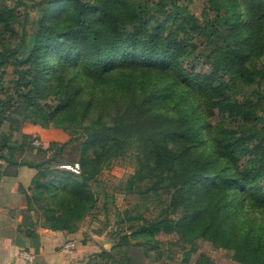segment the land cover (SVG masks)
<instances>
[{
	"label": "trees",
	"instance_id": "trees-1",
	"mask_svg": "<svg viewBox=\"0 0 264 264\" xmlns=\"http://www.w3.org/2000/svg\"><path fill=\"white\" fill-rule=\"evenodd\" d=\"M128 1L132 7L137 5L135 11L138 16L132 30L128 28L130 14L123 10ZM253 1L216 3V10L222 13L221 17L218 16L222 30L215 34L213 28L193 15L180 17L177 0H101L100 7L95 6L97 2L83 0H39L27 6V10L40 9L37 29L29 35L23 27L22 41L16 48L3 46L0 39L3 48L0 51V66L11 63L21 74L15 85L16 101H12L11 97L0 106V126L8 120L16 131L22 130L27 121L47 128L50 118L57 114L62 117L63 120H58L62 124L74 122L87 125L79 132L83 137L87 135L88 141H98L93 149L94 157L99 159L96 169L105 161L103 155L106 159L114 155L115 147H120L123 154L127 152L132 138L120 129L109 130L103 125L93 126L96 123H83L84 119L79 118L81 113L84 116L86 111L93 109L92 95L91 105H84V99H79L84 95L83 88L71 92V101L63 100L65 106L59 112H51L39 102L38 93H42L49 82L55 81L53 87L59 88L57 82L69 69L67 63L78 65V76L89 70L92 75L89 84L102 86L99 88L102 92L100 98L105 101L109 99V94L102 91L106 84L101 81L105 80L104 75L119 61L130 60L127 66L122 67L133 69V73L143 71L144 75H150L156 86L159 77L175 74L186 88L196 93L201 105L205 99L218 100L222 117H237L236 123L226 128L211 126V134L217 135V149L220 146L222 155L218 151L214 158L201 154L193 159L188 158L189 146L176 151L170 143L178 139L190 141L192 137L195 140L201 137L204 141L205 131L195 126L199 128L197 131L186 122L183 112L178 116L161 114L154 119L156 127L150 136L151 142L145 139L148 132L145 129L138 137V145L140 152L146 153L142 156L143 162L151 166L152 154L156 166L150 174L146 190L141 192L144 202L134 210L140 212V208L150 200L157 201L162 209L152 217L136 216L134 219L143 221V224L135 222L127 229L130 230L128 233L118 231L117 246L111 252L102 254V261L95 264H144L145 257L149 255L147 248L160 245L155 241L156 230L177 232L184 238L189 231L199 232L200 235L212 233L217 223L231 219L228 211L226 215L221 212L233 203L243 208L247 201L254 212L259 211L264 216V198L261 197L264 192V0L258 6ZM240 4L249 9L248 19L245 20L248 28L243 35L236 36L234 32L242 13ZM226 5L232 6L234 11L225 10ZM9 12L7 7L0 6V26ZM153 20L157 21L153 23ZM67 56L74 59L67 61ZM50 57H54L51 75L46 72ZM194 62L210 66L211 75L197 73L196 67L192 66ZM25 66L28 67L21 68ZM113 83L119 89L133 88L121 78L113 80ZM82 86L85 88V85ZM140 86L145 90L144 81ZM146 99L148 102V95ZM80 109L79 113L77 110ZM13 114L18 118H11ZM10 138H0V159L11 167L23 164L38 170L33 193L28 195V211L34 204L45 226L68 233L76 232L92 214L98 201L89 183L92 169H88L86 161L81 159V180L76 182L74 172L60 168L66 165L59 159L67 148L66 143L51 142L44 149L31 144L26 147L25 141L21 144L10 142ZM71 139L75 140L74 137ZM229 142L242 150H234L228 146ZM15 152L19 153L17 157ZM50 152L52 155H49ZM243 152L248 159L241 167L237 162ZM23 153L33 158L22 160L19 156ZM39 157L44 158L36 159ZM216 158L223 162L221 169L216 168ZM92 182L98 183L96 179ZM233 190H236L237 199L227 200ZM195 204L202 205L200 210L194 209ZM177 213L182 217L175 218ZM197 221H207V225L198 227L194 225ZM247 235L256 238L257 247L261 250L264 236H260L264 235V226L251 229ZM174 245L177 246V243ZM197 264L212 263L202 257Z\"/></svg>",
	"mask_w": 264,
	"mask_h": 264
},
{
	"label": "rangeland",
	"instance_id": "rangeland-1",
	"mask_svg": "<svg viewBox=\"0 0 264 264\" xmlns=\"http://www.w3.org/2000/svg\"><path fill=\"white\" fill-rule=\"evenodd\" d=\"M37 1L39 0H0V6L2 8L7 7L10 10L0 26V39L3 42V46L16 48L22 41L23 27L26 28L29 35L37 29V24L40 21V9L35 7L27 10V6ZM83 1L97 2L98 4H95L97 7H100L99 4L101 3V0ZM214 1L212 3V0H177V4L180 6L178 14L180 17L192 15L197 17L207 27L213 28V32L217 34L222 30L221 25L218 24V16L221 17L222 13L216 10V3L225 4L231 0ZM261 1L254 0L253 2L258 6ZM240 5L242 13L238 17L239 25L234 32L236 36L243 35L248 28L245 20L246 18L248 19L249 9L245 4ZM114 6L116 7V5ZM123 10L130 14L128 28L132 30L133 23L138 16L137 11H135L137 10V5L132 7L128 1L124 4ZM225 10L234 11V8L226 5ZM156 21L153 20V23ZM66 23L68 25L69 20ZM2 49V45H0V51ZM53 58L50 57L47 62L46 72L50 75L53 72ZM66 58L67 61L74 59L72 56H67ZM58 61H60L59 58ZM128 61L130 60L119 61L120 64L116 63V66L108 74L104 75L105 80H101L106 83L103 85L102 91L108 92L109 99L107 101L100 98L102 95V92L99 91V88L102 87L101 85L89 84V79L92 76L90 75L91 72L84 70V75H76L80 68L78 65L73 66L72 62L67 63L69 69L65 72L64 77L57 82L59 88L53 87L55 81H52L48 83L42 93H38V100L42 105L46 106L51 112H59L65 106L63 100H70L69 94L71 92L83 88V90L85 89L84 95L79 99H84V105H91L90 101L92 98L91 106H93V109L90 108L86 111V115H84L86 117L81 113L79 118L84 119L83 123H96L93 126L103 125V128L109 130L110 128L120 129L126 136L129 135L132 138L131 147H127V152L124 154L120 147H115L112 157L106 159L103 155L105 161L99 165V169L95 168L99 159L93 155V149L97 146L98 141H88L87 135L83 137L79 132L81 127L85 128L87 125H78L74 122H69L67 125L62 124L59 121L63 119L57 114L56 117L53 116V119L50 118L47 128L27 121L22 130L16 131L14 130L15 126L12 123L10 124L8 120L0 126V138L2 136L4 138L11 136L10 142L21 144L25 141L26 147L31 144L37 148L41 146L46 149L51 142L66 143L67 148L59 158L60 162L66 165H62L60 168L67 172H73L67 167L79 164V173H75L76 182H80V173L83 170L80 160L84 159L86 161V167L92 169L90 173L92 180L96 179L98 181V183H94L92 180L89 182L92 187V193L98 201L92 214L83 223L87 221L91 231L99 238L103 237L104 241L111 235L113 241H110L109 244L113 248L119 243V238L116 236L118 231L128 233L130 230L128 231L127 229L135 222L143 224V221L134 219L136 216L142 214L146 217H152L157 215L162 209L161 206L157 205V201L150 200L140 208V212L134 210L135 207L142 206L144 201L141 192L146 190V184L151 178L150 174L156 166L154 165L155 157L152 154H150L151 166L143 162L142 156L146 153L140 152V146L138 145V137L144 133L145 129L148 130L145 139L147 142H151L150 136L156 127L154 119L161 114L178 116L183 112L186 122L190 123L194 128L197 126L202 131H205L204 141L201 137H198V140L192 137L193 139L190 141L179 139L171 141L170 144L176 151L177 148L183 150L184 146H189V159L196 158L201 154L207 158H214L215 153L218 154V151L221 154L220 146L217 149L219 145L217 135L211 134V126L219 125L221 128H226L229 124L236 123L237 119V117H222L218 110L220 107L218 100L205 99L201 105L199 98L195 96L196 93L186 88L181 79L175 74L159 77L156 81L158 86H156L150 75H144L143 71L133 73V69L122 67L127 66ZM122 62L126 63L122 65ZM192 66L196 67L197 73L206 75H211L212 73L210 66L203 63L194 62ZM27 67L21 68L26 69ZM15 69L16 67L11 63L0 66V101H2L0 106L5 104L11 97L14 102L18 97L15 85L21 74ZM120 78L130 83L133 88L119 89L113 83V80L116 81ZM142 81L145 82V90L140 86ZM92 82L94 81L92 80ZM82 85H85V88ZM90 87L94 88L91 89ZM146 95L149 97L148 102ZM66 107L70 108L69 105ZM77 111L80 113L81 109ZM11 118L18 117L13 114ZM195 129L198 131L197 128ZM72 137L75 140H72ZM228 146H232L236 151L242 150L241 147L231 142H229ZM243 153L237 162V165L241 167L245 165L248 159L247 155ZM24 154L19 156L22 160L33 158V156L26 154L23 157ZM18 155L19 153L15 152V156L17 157ZM49 155H52V153L50 152ZM43 158L39 157L36 159ZM216 161V168L221 169L223 162L221 163L218 158H216ZM144 168L145 170L141 172ZM236 194V190H233V193L227 196V200H236ZM261 197L264 198V192L261 193ZM250 205L245 201L243 208H240L235 203L228 206L221 213L226 215L228 211L231 214V219L227 216L228 219L224 223H217L216 229L206 235H200L201 233L196 231H189L184 238L177 232L164 233L161 230H156L154 233L155 241L160 245L147 248L149 255L145 257L143 262H148L147 264H197L200 258L204 257L208 258L212 264H264V244L261 245L260 250L257 247L256 238L252 235H247V232L251 229L264 226V216L259 211L254 212ZM199 207L201 208L202 205H194V209L198 208L196 210H200ZM181 217L182 214L177 213L175 215V218ZM119 221H121L120 224L118 223ZM194 225L204 227L207 225V221H197ZM263 236L261 235L260 238ZM175 243H177V246L174 245ZM137 261L138 259L136 258L135 263Z\"/></svg>",
	"mask_w": 264,
	"mask_h": 264
},
{
	"label": "crops",
	"instance_id": "crops-1",
	"mask_svg": "<svg viewBox=\"0 0 264 264\" xmlns=\"http://www.w3.org/2000/svg\"><path fill=\"white\" fill-rule=\"evenodd\" d=\"M37 173L36 168L23 164L11 167L0 159V264L101 262L102 254L112 251L113 247L109 244L113 241L111 235L105 240L108 243L105 242L103 237L99 238L91 231L87 221L73 233L52 229L45 226L34 204L28 211V195L33 193ZM68 242H74L76 246L72 251L65 252L62 247ZM23 252L33 256V260L23 258Z\"/></svg>",
	"mask_w": 264,
	"mask_h": 264
},
{
	"label": "built area",
	"instance_id": "built-area-1",
	"mask_svg": "<svg viewBox=\"0 0 264 264\" xmlns=\"http://www.w3.org/2000/svg\"><path fill=\"white\" fill-rule=\"evenodd\" d=\"M66 168V167H65ZM67 169H70L72 170L74 173H79V169H80V165L79 164H76L75 166H71V167H67ZM75 243L74 242H68L66 243L62 249L63 251L65 252H70L72 251L73 249H75ZM21 256L23 258H25L27 261H32L33 260V256L29 255L27 252H23L21 253Z\"/></svg>",
	"mask_w": 264,
	"mask_h": 264
}]
</instances>
